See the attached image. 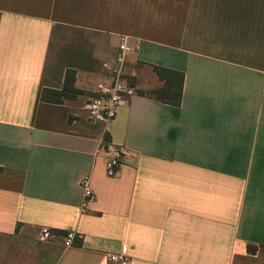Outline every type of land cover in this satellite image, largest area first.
<instances>
[{"label": "crops", "instance_id": "obj_1", "mask_svg": "<svg viewBox=\"0 0 264 264\" xmlns=\"http://www.w3.org/2000/svg\"><path fill=\"white\" fill-rule=\"evenodd\" d=\"M122 34L135 95L92 122ZM153 67L184 75L180 106L148 95L163 86ZM67 70L84 94L43 102ZM108 146L126 151L114 177ZM70 232L82 240L66 247ZM109 255L264 264V0H0V264Z\"/></svg>", "mask_w": 264, "mask_h": 264}, {"label": "built area", "instance_id": "obj_2", "mask_svg": "<svg viewBox=\"0 0 264 264\" xmlns=\"http://www.w3.org/2000/svg\"><path fill=\"white\" fill-rule=\"evenodd\" d=\"M136 49L137 46L130 43V38L127 35H119L115 64H103V68L110 72L112 81L109 84H98L94 97L89 99L84 105V110L90 121L102 123L112 121L116 117L118 109L124 103L125 98L135 95L134 89L122 82V65L125 56ZM106 155V174L108 177H114L124 155H126V151L120 147L108 146ZM79 186L83 193L81 209L84 211L88 204L94 201L95 196L91 189L90 178L88 176L80 179ZM51 239V230L43 227L40 230L38 241L47 243ZM76 239L82 240V236L74 232L67 233L65 235L64 245L71 247ZM108 259L113 264L128 263V258L123 255H109Z\"/></svg>", "mask_w": 264, "mask_h": 264}, {"label": "trees", "instance_id": "obj_3", "mask_svg": "<svg viewBox=\"0 0 264 264\" xmlns=\"http://www.w3.org/2000/svg\"><path fill=\"white\" fill-rule=\"evenodd\" d=\"M153 72L157 78L163 82L162 88L149 93L155 100L175 107L180 106L182 99V89L184 75L177 71H172L162 67H153ZM84 93L75 87V71L65 72L63 87L61 90L42 91L41 100L52 104H62L65 100H76ZM251 248H249L250 250Z\"/></svg>", "mask_w": 264, "mask_h": 264}]
</instances>
